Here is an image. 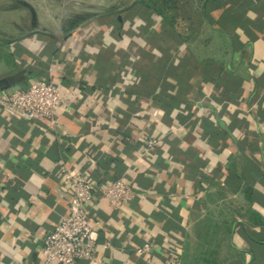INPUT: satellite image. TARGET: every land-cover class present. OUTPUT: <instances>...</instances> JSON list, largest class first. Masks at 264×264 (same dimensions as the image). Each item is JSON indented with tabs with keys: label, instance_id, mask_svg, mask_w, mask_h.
I'll return each instance as SVG.
<instances>
[{
	"label": "crops",
	"instance_id": "1",
	"mask_svg": "<svg viewBox=\"0 0 264 264\" xmlns=\"http://www.w3.org/2000/svg\"><path fill=\"white\" fill-rule=\"evenodd\" d=\"M204 5L196 41L136 15L2 30L0 94L48 74L60 103L53 126L0 105V264L41 261L68 210L60 166L133 189L120 207L95 194L103 264H264V0Z\"/></svg>",
	"mask_w": 264,
	"mask_h": 264
},
{
	"label": "built area",
	"instance_id": "2",
	"mask_svg": "<svg viewBox=\"0 0 264 264\" xmlns=\"http://www.w3.org/2000/svg\"><path fill=\"white\" fill-rule=\"evenodd\" d=\"M60 103L57 86L46 77L29 82L12 93L0 94V105L8 110L19 112L33 122L55 125L54 109ZM153 140L148 141L151 146ZM69 195L67 214L45 235L39 248V264H75L79 260H88L94 264H103L97 256V239L95 229L98 220L91 212L96 192L110 206L120 207L133 196L132 187L122 179L102 182L98 185L78 174L60 166ZM152 244L145 242L136 249L138 255H148L150 260ZM178 255L173 254L167 264H176Z\"/></svg>",
	"mask_w": 264,
	"mask_h": 264
},
{
	"label": "rangeland",
	"instance_id": "3",
	"mask_svg": "<svg viewBox=\"0 0 264 264\" xmlns=\"http://www.w3.org/2000/svg\"><path fill=\"white\" fill-rule=\"evenodd\" d=\"M140 0H0V33L2 30L11 31V22L15 16H25L32 21L34 17L41 20L48 30L68 32L76 29L92 19L109 15L111 22L117 16H135L137 13L132 6ZM143 5L154 8L152 15L155 21L161 22L163 11L167 16H176L183 24H195L194 32L198 31L199 15L198 6L200 0H142ZM175 6L174 8L172 6ZM171 6L172 8H170ZM169 7V8H168ZM163 10V11H162ZM18 11V12H17ZM158 12V13H157ZM164 12V13H165ZM129 18L124 17V22ZM116 26V23H114ZM118 25V24H117ZM134 29L135 24H133ZM117 29V28H116ZM120 29H122L120 27ZM188 30L187 33L193 32Z\"/></svg>",
	"mask_w": 264,
	"mask_h": 264
},
{
	"label": "trees",
	"instance_id": "4",
	"mask_svg": "<svg viewBox=\"0 0 264 264\" xmlns=\"http://www.w3.org/2000/svg\"><path fill=\"white\" fill-rule=\"evenodd\" d=\"M204 2H206V0H200V4L198 6V15H199L198 31L194 32L195 29L193 30V27L195 24L193 25L190 23V24L185 25L182 22H180L179 20H177L176 16H174V15H172V17L167 16L166 12L163 10H162L163 12L160 13L161 15L157 14L160 18L162 17L161 22H160L161 23V31L165 34L170 35L171 37L175 38L178 41H196L197 38H195V37L199 34V31L203 28V26L204 25L207 27L211 26L209 21H208V16H207V11H206L207 8L204 5ZM169 7L174 8L175 6L173 5L172 7L171 6H169ZM132 10H135L137 12V13H135L136 16L147 21L146 26H144L142 28V31L146 32L149 29L148 27H150V21H151L150 16L152 15V13L155 9L150 7V6H147V5L144 6L143 1L140 0L139 2H136L132 6L131 11ZM105 16H103V17H105ZM103 17H101V18H103ZM106 17H109V15H107ZM117 17H116L115 21H113L111 23H113V24L116 23V25L118 24V26H120V23H119V20ZM188 30H193V32L187 33Z\"/></svg>",
	"mask_w": 264,
	"mask_h": 264
},
{
	"label": "water",
	"instance_id": "5",
	"mask_svg": "<svg viewBox=\"0 0 264 264\" xmlns=\"http://www.w3.org/2000/svg\"><path fill=\"white\" fill-rule=\"evenodd\" d=\"M121 17L120 16H118V19H120Z\"/></svg>",
	"mask_w": 264,
	"mask_h": 264
}]
</instances>
